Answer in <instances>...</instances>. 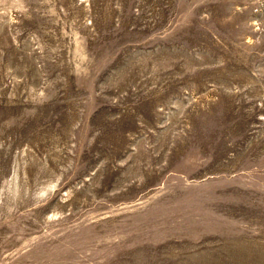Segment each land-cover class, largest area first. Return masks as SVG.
I'll list each match as a JSON object with an SVG mask.
<instances>
[{"label":"rangeland","instance_id":"1","mask_svg":"<svg viewBox=\"0 0 264 264\" xmlns=\"http://www.w3.org/2000/svg\"><path fill=\"white\" fill-rule=\"evenodd\" d=\"M0 264H264V0H0Z\"/></svg>","mask_w":264,"mask_h":264}]
</instances>
